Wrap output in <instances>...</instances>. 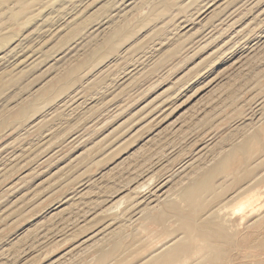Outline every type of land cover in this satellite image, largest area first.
<instances>
[{"label": "rangeland", "instance_id": "obj_1", "mask_svg": "<svg viewBox=\"0 0 264 264\" xmlns=\"http://www.w3.org/2000/svg\"><path fill=\"white\" fill-rule=\"evenodd\" d=\"M259 125L264 0H0V264L146 261L182 232L145 211L187 206L194 172ZM260 144L196 207L226 219L222 264L264 260Z\"/></svg>", "mask_w": 264, "mask_h": 264}, {"label": "bare ground", "instance_id": "obj_2", "mask_svg": "<svg viewBox=\"0 0 264 264\" xmlns=\"http://www.w3.org/2000/svg\"><path fill=\"white\" fill-rule=\"evenodd\" d=\"M259 127H260V125L258 126V128ZM245 130H243V133H242L244 139L241 142H238L237 140H233L228 147H226L225 149H223V151L220 152L221 156H220V160L218 162H214L213 166L211 165L210 167H207L208 170H206V171L203 169V166L200 165L201 167L198 168L194 172V175L192 176L193 177L192 178V184H190V186H189V191L191 192V195H190V193H188L186 196L182 197L183 200L181 201L182 203H183V201H184V203L186 201L187 206H185L186 204L185 205L181 204V205H184V207H183L179 204L181 206L180 207L177 204L166 203L163 207V210L160 211V213L157 212L158 214L155 213L154 211L153 212L152 211L150 212L149 210L145 211V214L148 215L149 217H151L152 219H154L157 223L159 221H163V218H166L168 216L171 217V219L173 218L175 220L176 227L179 230H181L182 236L176 242L173 239L172 241H174V242H172L170 244L167 243L168 245L166 244V247H163V249H162L163 251L159 250L160 252L153 254L152 257H151V254L148 253V254H150V256L143 257V258H146L145 259L146 261H143L144 259L142 260V258H141L140 261L138 260L139 263H137V262H135V263H137V264H222V262H221L222 254H223V252H226L225 251L226 246H230V244L232 242V237L228 234V231L230 229H228V227L223 226V224L220 222V220L223 218L219 217V215L217 216L213 211H209L211 209H208L205 213V216H202V215H200L199 212H197L196 207L198 206L199 201L202 200V195L204 194V192L214 188V184L205 183V181L210 179L213 175L225 171L223 168L225 165H226V167L227 166H235V167L231 171L225 173L224 177L222 178L221 181H224L225 179H228L231 176L238 178L239 176H241L243 174L247 175V173H249V170L251 173V169H249V167H246L244 162H246L247 160L249 161L252 158V154H250L249 148L252 145H255V141L261 143L257 148V152H259V149H260L262 143H264V125H261V128H259L256 131H249V133L245 132ZM230 138H232V137H230ZM230 138H227V137L222 138V140L219 141L220 143L218 142L219 146L223 145L225 143V140H228ZM261 152H264V151H261ZM263 163H264V161L262 162V164ZM241 165H243V166H241ZM257 167H258V165H257ZM260 186H261V184H260ZM254 190H255V188H254ZM260 190H262V189H260ZM245 193L246 192H241V191H238V192L234 191L233 192L234 198L236 200H239L237 205L240 206V208H242V206L244 204L247 205V207L249 205L250 207L248 209V213L250 211L251 212L253 211V213L255 211L259 212V210H256V209L254 211V208L259 209V207H262L261 202H258V204L260 203L259 205L255 204L256 205L255 207H254V205L252 206L253 201L258 200L257 198H255V199L253 198L254 200L251 203L249 202V204H246L248 202V200L252 199V197H253L252 195L254 193H251L252 195L250 193L249 194H245ZM256 193H258V192H256ZM258 196H260V195H258ZM259 199H261V198H259ZM217 203L218 202H216V204ZM218 206L221 207L220 204ZM223 206L224 207L219 208V211H222V214L223 213L225 214L227 207L224 204H223ZM257 206H259V207H257ZM136 208H135V210H136ZM237 208H239V207H237ZM240 208H239V210H241ZM228 212H229V209H228ZM229 213L231 214V212H229ZM262 213L261 212L258 213L257 214V215H259L258 217L264 216V212H262ZM245 215H247V214H245ZM245 215H244V217H245ZM225 220H224V222H225ZM253 220H254V218H253ZM253 220H251V221H253ZM234 227H236V226H234ZM225 228H227L228 231ZM116 236H119V233ZM256 243H255L256 245H254L253 247H250V248L257 247L258 249H260V248L263 249L262 247L264 246V240L263 241L258 240V241H256ZM112 244L113 245H111V246H113V247L118 246V248H116L117 250L119 249V246L121 245L120 240L117 237H115L112 240ZM107 253H109V252H106V250H101L97 264H99V263L102 264L104 259L106 261L107 256H112V253L110 255H108ZM246 253H248V251ZM113 254H114V252H113ZM115 254H116V252H115ZM117 256H118V254H117ZM194 256H196V258H194ZM148 257H150V258H148ZM262 257H264V255H262ZM109 258L110 257H108V259ZM243 259H245V258H243ZM112 260H113V258H112ZM229 262H231V261H229ZM121 263L122 262H120V261L117 262V264H121ZM227 264H232V263H227ZM233 264H264V260H262V261L259 260L256 263H253V262L249 263V262H246V260H240V261L235 262Z\"/></svg>", "mask_w": 264, "mask_h": 264}]
</instances>
